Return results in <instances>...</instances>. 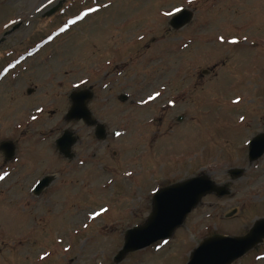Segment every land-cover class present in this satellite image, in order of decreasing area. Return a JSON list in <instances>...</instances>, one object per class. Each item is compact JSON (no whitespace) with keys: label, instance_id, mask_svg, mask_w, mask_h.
Here are the masks:
<instances>
[{"label":"rangeland","instance_id":"1","mask_svg":"<svg viewBox=\"0 0 264 264\" xmlns=\"http://www.w3.org/2000/svg\"><path fill=\"white\" fill-rule=\"evenodd\" d=\"M173 7L192 22L172 29ZM2 38L0 144L16 155L0 152V264H114L154 193L199 175L230 194L120 264H187L206 237L244 236L264 217V156L250 163L247 150L264 133V0H0ZM82 89L104 140L66 119ZM66 131L73 159L56 147ZM45 175L55 180L36 196ZM234 264H264V243Z\"/></svg>","mask_w":264,"mask_h":264},{"label":"water","instance_id":"2","mask_svg":"<svg viewBox=\"0 0 264 264\" xmlns=\"http://www.w3.org/2000/svg\"><path fill=\"white\" fill-rule=\"evenodd\" d=\"M56 9L55 7L47 15H52ZM192 19L193 13L185 9L173 17L169 25L174 30H178L189 24ZM92 97L90 90L74 91L70 95L71 108L66 119L68 121L82 120L89 126H95L96 136L104 139L106 137L105 127L93 119L88 109V102ZM126 99L125 95L121 97L123 101ZM76 141L77 138L73 136V133L66 131L56 141V146L60 154L70 158L72 157L71 149ZM0 151L7 160H11L15 155V145L10 141H5L0 144ZM263 154L264 134H260L254 137L249 144V161L252 163ZM243 172L244 170L241 169H231L228 173L232 179H237ZM52 179V177L42 179L36 186L35 194H39L47 187ZM211 194L224 197L230 194V190L224 185L216 184L208 175H199L157 190L152 198V210L149 217L143 225L134 227L125 233V244L114 258V264H120L131 252L142 250L158 241L172 237L176 229L184 224L188 215L202 199ZM263 241L264 219H260L244 236L229 237L214 234L206 237L192 251L187 264H232Z\"/></svg>","mask_w":264,"mask_h":264},{"label":"snow or ice","instance_id":"3","mask_svg":"<svg viewBox=\"0 0 264 264\" xmlns=\"http://www.w3.org/2000/svg\"><path fill=\"white\" fill-rule=\"evenodd\" d=\"M189 3H191V0H189ZM103 6L105 8H107L109 5H103ZM98 11H99V9H92V8H90L88 10V12L84 13V15L87 16V15H89L92 12H98ZM183 11H184V9H182L181 7H173V9L171 11H165L163 13V15H165V16H172V15H175L176 13H182ZM73 23H75V21H73ZM218 39H219V41H220L221 44H224L226 42L224 36H219ZM245 39H247V38L245 37ZM227 43L232 44V45H236L239 42L237 40H235V39H232L230 41H227ZM155 95L158 96L159 93H156ZM154 98H155V96H152V95L149 96V100H152ZM234 102L238 103L239 100L234 101ZM169 104L172 105L173 107H175V105L171 101H169ZM240 119H241V121H243V117H241ZM117 135L119 136L120 133H117ZM5 175H7V173H5ZM126 175H131V173H126ZM2 179H4V176H0V180H2ZM105 212H107V209L106 208H101V210L99 212L92 213L91 218L92 219H95L96 217L101 216ZM85 227H87V225H85ZM165 243H167V242H165Z\"/></svg>","mask_w":264,"mask_h":264},{"label":"flooded vegetation","instance_id":"4","mask_svg":"<svg viewBox=\"0 0 264 264\" xmlns=\"http://www.w3.org/2000/svg\"><path fill=\"white\" fill-rule=\"evenodd\" d=\"M32 92L28 91L27 94L30 95ZM79 142V140L77 141V143ZM75 157V156H74Z\"/></svg>","mask_w":264,"mask_h":264}]
</instances>
